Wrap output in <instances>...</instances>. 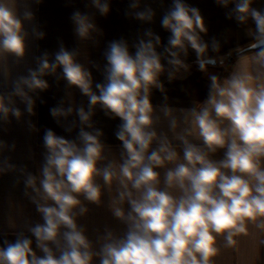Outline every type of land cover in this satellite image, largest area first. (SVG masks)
<instances>
[{
  "label": "clouds",
  "instance_id": "obj_1",
  "mask_svg": "<svg viewBox=\"0 0 264 264\" xmlns=\"http://www.w3.org/2000/svg\"><path fill=\"white\" fill-rule=\"evenodd\" d=\"M220 2L227 5L228 0ZM251 2L235 4L236 19L245 22L250 17L255 24L245 49L251 56L223 82L210 77L208 98L199 110L190 111L182 133L176 131V119H171L174 138L182 143V157L167 135L154 127L149 89L159 87L162 65L151 42H141L134 55L123 42H112L106 53L105 83L96 84L98 95L92 91L91 73L64 48L56 54V63L50 65L45 58L37 71L22 78L29 89H44L47 83L39 77L61 67L67 82L88 96L91 106L102 105L122 121L116 132L123 147L122 162L99 166L104 160L99 133L82 130L77 144L47 130L43 178L35 189L43 200L37 204L43 222L29 229L43 255L33 250L31 238L20 235L13 242L4 241L0 264H94V258L99 264H213L219 237L231 245L234 235L246 232L249 221L264 229V12L252 8ZM97 6L102 13L108 11L107 4L98 0ZM137 15L152 17L151 10ZM73 20L78 35L86 37L92 28L87 17L75 13ZM161 23L171 32V46L184 48L187 42L198 57L205 52L197 32L206 31L198 9L173 0ZM0 52L25 54L21 19L6 0H0ZM200 67H205L203 60ZM17 94L26 98L19 87ZM31 104L28 100L29 112ZM0 112L5 116L9 112L2 99ZM58 112L62 110H52L54 116ZM13 114L19 117L20 112L13 109ZM165 114L171 116L169 110ZM79 116L87 123L90 112L81 108ZM189 136L202 143H192ZM219 149L225 150L224 158L211 159L210 154ZM167 165L172 167L166 168L162 187L157 169ZM98 180L109 190L116 186L111 210L126 230L120 237L108 232L99 251H94L77 225L76 210L87 211L81 195L101 203ZM28 184L34 186V178Z\"/></svg>",
  "mask_w": 264,
  "mask_h": 264
},
{
  "label": "crops",
  "instance_id": "obj_2",
  "mask_svg": "<svg viewBox=\"0 0 264 264\" xmlns=\"http://www.w3.org/2000/svg\"><path fill=\"white\" fill-rule=\"evenodd\" d=\"M6 2L21 19L25 54L17 57L0 52V99L9 109L6 116L0 112V247L4 246L5 240L13 242L23 235L32 239L33 250L42 256L29 229L43 222L37 210V204L43 203V200L35 189L40 187L43 178L42 169L47 155L44 145L46 131L51 130L57 136L77 144L81 143L79 134L82 130L93 135L99 133L104 156L99 166L103 167L113 161L122 162L123 147L116 137L122 121L107 112L102 105L91 106L89 97L67 82L59 66L54 72L48 70L39 77L47 83L44 89H29L22 83V78L37 71L45 58L50 65L56 63V54L64 48L74 53L75 61L91 73L92 91L98 95L96 84L105 83L108 68L106 53L112 42H123L133 55L135 52L130 50V45L141 42L170 45L171 32L162 26L161 21L173 7V0H98L100 5L107 4L106 13L100 11L97 0ZM182 2L198 9L203 18L206 31L197 30L201 43L206 45L203 55L217 56L239 44L250 43L253 39V20L250 17L245 22L236 19L238 14L235 4L238 0H228L227 5L220 0ZM251 7L264 12V0H252ZM149 10L151 19L138 17V13L147 14ZM75 13L86 16L92 25L86 37H80L76 31L77 25L73 20ZM175 48L184 53L197 54L187 42L184 48ZM158 56L162 70L171 64L167 57ZM250 56L251 53L236 59L230 68H225L219 62L215 65L204 64L203 69L200 63H187L159 87H150L149 99L156 119L154 127L158 134L167 135L181 157L182 143L174 138L171 119H176V131L182 133L186 127L184 120L190 111L193 108L199 110L208 98L210 77L214 75L219 80L223 74H227V78ZM18 87L26 94V98L17 94ZM28 100L32 102L31 112L27 110ZM81 108L90 112L87 123L80 119ZM13 109L20 112L19 117L13 114ZM53 109L62 112L54 116ZM166 110L171 112V116L165 114ZM188 139L192 143H202L191 136ZM224 151L219 149L210 154V158L219 161L224 158ZM167 167L172 165L157 169L161 174L162 187ZM30 177L34 178V186L28 184ZM98 182L102 185L101 203L97 205L89 202L81 195V206L87 211L80 214L79 209L76 210L77 225L84 230L94 251H99L108 232L120 237L126 230L124 222L116 218L111 210L116 186L109 190L103 186L102 180ZM246 227V232L234 235L231 245H227L222 236L217 239L218 251L212 257L213 264H264V229L257 228L250 221L246 222ZM94 264H99L98 258H94Z\"/></svg>",
  "mask_w": 264,
  "mask_h": 264
},
{
  "label": "trees",
  "instance_id": "obj_3",
  "mask_svg": "<svg viewBox=\"0 0 264 264\" xmlns=\"http://www.w3.org/2000/svg\"><path fill=\"white\" fill-rule=\"evenodd\" d=\"M248 45H249V43L239 44L238 46H236L233 49H230V50H227V51H224L222 53L217 54V56H207V55L202 54L201 57H198V54L184 53V52L178 50L177 48L170 46V45H167V44H163V43L153 44L154 49L157 52V54L166 55V56L172 58L174 61H176V60L179 61L180 59L184 58L187 61V63H191V64H199L200 60H204L206 58H215V57H219V56L232 55L233 56L232 60H230V61L227 60L224 62V64H228L229 68L233 65V63L236 59L249 54V52L245 51V48ZM139 46H140V44L130 45V50L136 52V50ZM173 54H175V55H173ZM179 69H180V67H176L175 63H173L170 66H168L167 68L163 69L157 77L158 85H160L163 82H165L166 80L174 77L178 73ZM226 75L227 74H223L219 80L222 82V80L226 77ZM151 87H157V86H151Z\"/></svg>",
  "mask_w": 264,
  "mask_h": 264
},
{
  "label": "rangeland",
  "instance_id": "obj_4",
  "mask_svg": "<svg viewBox=\"0 0 264 264\" xmlns=\"http://www.w3.org/2000/svg\"><path fill=\"white\" fill-rule=\"evenodd\" d=\"M158 55H160V56H164V57H167V58L171 61V64L174 63V62H173L174 60H173L172 58H170V57H168V56H166V55H163V54H158ZM223 57H226V56H219V57H216V59H217L218 62L220 63V60H221ZM226 61H227V60H226ZM179 62H180V63H178V64L175 63V66H176V67H180V68H181L183 65L187 64V61H186L184 58H183V59H180ZM171 64H170V65H171ZM223 64H224V63H223ZM170 65H169V66H170ZM224 66H225V68H228V64H224Z\"/></svg>",
  "mask_w": 264,
  "mask_h": 264
},
{
  "label": "water",
  "instance_id": "obj_5",
  "mask_svg": "<svg viewBox=\"0 0 264 264\" xmlns=\"http://www.w3.org/2000/svg\"><path fill=\"white\" fill-rule=\"evenodd\" d=\"M248 47V46H247ZM246 47V48H247ZM245 48V49H246ZM233 59V56L232 55H229V56H226V57H223L221 60H220V63H224L226 60L230 61ZM204 64H217L218 63V60L216 58H206L203 60Z\"/></svg>",
  "mask_w": 264,
  "mask_h": 264
}]
</instances>
